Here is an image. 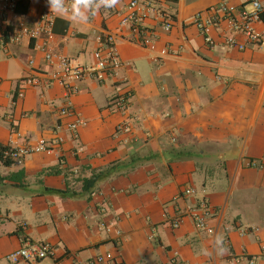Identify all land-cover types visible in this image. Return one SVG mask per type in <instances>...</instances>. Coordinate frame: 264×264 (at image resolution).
Listing matches in <instances>:
<instances>
[{"label": "crops", "instance_id": "0c3cea01", "mask_svg": "<svg viewBox=\"0 0 264 264\" xmlns=\"http://www.w3.org/2000/svg\"><path fill=\"white\" fill-rule=\"evenodd\" d=\"M223 1L157 0V13L143 23L155 34L154 49L121 26L130 0L101 9L87 24L57 16L52 34L37 40L12 42L14 23L0 26V145L62 140L51 154L0 162V264L28 241L52 247L41 264L98 257L103 264H264V48H229L226 26L213 28L214 44L206 43L193 20L211 17ZM226 1L240 9L249 0ZM46 8L40 0H19L15 23L33 28ZM166 13L174 19L168 33ZM257 28L264 31V11ZM109 36L121 66L101 83H77L71 103L86 125L74 133L67 124L75 117L60 115L67 93L56 80L57 61L50 64L43 47L73 66L93 67ZM25 78L37 84L19 99ZM126 95L127 111L110 109L111 100ZM125 123L129 134L118 132ZM179 151L191 158L175 159ZM117 163L126 166L84 191V180ZM200 201L211 208L213 234L195 226L192 210ZM216 233L229 251L213 259L203 250Z\"/></svg>", "mask_w": 264, "mask_h": 264}, {"label": "built area", "instance_id": "2783aa9c", "mask_svg": "<svg viewBox=\"0 0 264 264\" xmlns=\"http://www.w3.org/2000/svg\"><path fill=\"white\" fill-rule=\"evenodd\" d=\"M41 2L48 4L47 0H40ZM157 0H130L125 15L122 17L121 26L129 27L133 32L140 35V45L154 49L155 34L153 31L148 30L144 26L145 18L152 13H157L158 9L155 5ZM19 0H0V26L8 28L14 23L13 29L9 31V37L12 42L18 43L24 38L30 40H37L43 35L52 34V30L55 26L57 16L51 14L49 9H45L36 26L33 28L28 27L23 22H16L17 7ZM259 5V7H256ZM264 11V7L259 0H249L248 3L240 9L231 6L226 0L223 1L221 6L216 9L214 14L205 19L202 14L197 15L193 24L199 30L200 34L204 37L207 44L213 45L214 40L210 36L213 28L222 29L226 26L232 34L224 33V44L229 48H235L240 51H244L247 48V44H251L258 48H264V31L260 32L257 28V23L261 19V15ZM164 19L163 29L165 32L172 30L174 19L170 14H162ZM245 37L246 41L239 42L237 36ZM106 48H100L94 53L96 63L93 67L85 66H73L72 62L62 56H55L52 54L47 45L43 47L46 60L50 64H54L57 61L59 71L56 75V80L66 90V105L60 111L62 117H75V121L67 124V128L76 133L81 127L86 124L76 116L75 110L71 103V97L78 93L77 83L83 81L86 78H91L99 83L103 82L105 76L108 73H112L117 70L121 64L118 59V54L114 46V39L112 36L102 39ZM163 55H170V51L162 50ZM37 84L35 78H25L18 85V91L16 96L22 99L25 95V88L34 86ZM130 96L117 97L111 100L110 109L117 112H125L129 106ZM118 132L124 134L130 133V127L127 123L118 126ZM62 140L55 138L54 140L41 139L36 146H28L25 148L11 149L6 154L13 162L22 164L28 156L35 153H48L51 154L57 147L61 145ZM257 164L254 163L253 166ZM187 196L194 194L191 189H186ZM192 216L196 228L199 231L213 234L214 229L209 224L212 211L210 206L200 201L198 205L192 210ZM180 225V221L174 223V227L177 228ZM264 251V244L262 245ZM53 255V249L48 243H36L32 241L26 242L20 249L11 253L8 256L9 264H41ZM106 262L104 257H98L95 260L89 262V264H103Z\"/></svg>", "mask_w": 264, "mask_h": 264}, {"label": "clouds", "instance_id": "9594fccd", "mask_svg": "<svg viewBox=\"0 0 264 264\" xmlns=\"http://www.w3.org/2000/svg\"><path fill=\"white\" fill-rule=\"evenodd\" d=\"M47 3L51 14H55L61 19H67L69 22L87 24L90 18L95 17L101 9L116 8L120 0H47ZM228 251L225 237L216 233L210 249H204L203 254L214 259L227 254Z\"/></svg>", "mask_w": 264, "mask_h": 264}, {"label": "trees", "instance_id": "16d2710c", "mask_svg": "<svg viewBox=\"0 0 264 264\" xmlns=\"http://www.w3.org/2000/svg\"><path fill=\"white\" fill-rule=\"evenodd\" d=\"M10 151H11V149H9L7 147H3V146L0 145V162L4 166L13 165V161L6 156V154L8 152H10ZM186 158H191V156L188 155V154H185L183 151H179V152L175 153V159L181 160V159H186ZM123 166H126L125 163H117V164H114L111 168H108V169H106L104 171H100V172L94 173L93 176L90 179L84 180V183H83L84 184V191H86L87 193L91 192L92 190H94L99 185V183H101L102 181H104V180L108 179L109 177H111V175H113V172H114L115 168H119V167L122 168ZM128 167H133V165L127 166L126 168H128ZM45 191L46 192H50V191H53V190L46 189ZM53 192L59 193V194H62V195H65V193H66L64 191H57V192L53 191Z\"/></svg>", "mask_w": 264, "mask_h": 264}]
</instances>
